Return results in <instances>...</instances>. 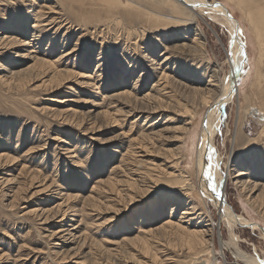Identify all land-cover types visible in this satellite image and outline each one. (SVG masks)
Instances as JSON below:
<instances>
[{
  "label": "rangeland",
  "instance_id": "374dc122",
  "mask_svg": "<svg viewBox=\"0 0 264 264\" xmlns=\"http://www.w3.org/2000/svg\"><path fill=\"white\" fill-rule=\"evenodd\" d=\"M181 1L192 6L187 0H118L116 11L105 0H0V38L27 40L35 14H43L40 25L53 22L44 28L47 31L42 29L45 35L40 32L43 40L36 49L0 39V264H256L248 259L264 260V166L254 173L247 167V160L264 161V92L255 83L257 8L264 6V0H246L243 5L239 0H203L205 7H197L203 18L196 16L193 25L203 35V50H198L199 35L191 24L172 27L149 22L140 9L154 5L162 17L185 21L180 8L186 6ZM114 20L118 26L111 29ZM230 26L237 30L236 36ZM51 37L53 47L46 49ZM163 47L174 52L177 69L165 73L164 86L150 91L160 72L152 75L147 69L149 74L139 82L143 62L129 67L123 57L131 54L136 60V53L148 65L160 57ZM52 49L53 54L42 55ZM64 50L73 53L64 56L60 68L73 71L65 77L69 81L57 88L42 86L43 75L31 78L28 71H18L31 64L34 55L55 60ZM239 55L245 56V63L233 84L236 94L231 91L230 97L219 101L222 95L206 104L202 99L210 86L207 76L218 81L230 76L242 59ZM87 73L92 77H81ZM119 77L126 83L118 90H130V97L121 102L108 98L109 103L105 96L118 88L114 80ZM195 77L200 82H193ZM19 78L24 80L20 83ZM148 91L150 98H142ZM251 109L258 112L251 114ZM236 128L239 143L233 141ZM203 136L211 140L210 148L202 143ZM239 157L246 164L242 171L253 175L246 185L254 183L253 192L235 184ZM164 160L167 166L176 162L193 185L196 211L183 218L185 231L168 226L189 207L182 204L170 217L178 188L162 181L166 170H174ZM204 166L210 182L220 174L226 177L224 203L235 223L221 219L209 199L200 177ZM197 225L206 230L199 233L207 239L205 245H196L188 231Z\"/></svg>",
  "mask_w": 264,
  "mask_h": 264
},
{
  "label": "bare ground",
  "instance_id": "6f19581e",
  "mask_svg": "<svg viewBox=\"0 0 264 264\" xmlns=\"http://www.w3.org/2000/svg\"><path fill=\"white\" fill-rule=\"evenodd\" d=\"M106 2L108 1L109 3H111L112 5L110 6L111 8H116V4H117V2H118V0H105ZM175 1V0H174ZM176 1H178V0H176ZM189 3H192V6H189L188 4H186L187 2H180L181 4L183 3L186 7H184V8H180L179 6H177V8H180L181 9V11L184 13V15H186V20L185 21H182L181 20V18L180 19H178L179 17H176V16H167V15H165L166 17H162L161 16V12H159V10L157 9V7L156 6H154V5H145V7H143V8H140V9H142L144 12V14L146 15V18H147V21H154L155 23H157V24H170L172 27L173 26H177V25H179V23H182V22H184V24H187L188 25V23L189 24H191V30L193 31V33L194 32H196L198 35H199V40H200V42L198 43L199 44V49L198 50H200V49H202V47L204 48V39H203V35L201 34V33H199L198 31H197V27L196 26H194L193 27V25H195L194 23H195V18H196V16H199V17H201V18H203V13L201 14V12H200V9L198 10V6L199 7H205V5H204V2H203V0H187ZM131 2V1H130ZM134 2V1H133ZM245 2H246V0H239V3L241 4V5H243V4H245ZM3 3V2H2ZM141 3V2H140ZM136 4H138V3H136ZM143 4V3H142ZM216 5V7L218 6V4H215ZM214 5V6H215ZM141 6V5H140ZM196 6V8L194 9V7ZM116 11H117V8L115 9ZM257 11H259V13H260V16H259V24H260V26H258L257 27V31H256V36H257V45H258V55H257V59H256V62H257V73H256V76H255V83H256V89L257 90H259V91H263L264 92V85H263V83H264V72H262V70H261V67L262 66H264V6H261L260 7V9L259 8H257ZM166 12V11H165ZM169 12V11H168ZM202 12H203V9H202ZM224 14L226 15V11H224ZM43 14H35L32 18V23L34 22V24L31 26V32H30V36L28 37V39L26 40V38L24 39V38H22V39H19V38H10L9 36V38L8 37H4V38H0V39H2V43H3V41L4 42H6L7 43V41L9 42V43H19V44H17V45H22V46H26L27 48H29L30 49V47H32L33 49H36L35 47H36V45H38V47H40V44H41V42H42V40L41 39H39V37L41 38V36H43V35H41V33L40 32H42L43 33V31H42V29H44V28H47L48 27V25L49 24H51V22H52V19L50 20L49 19V21H47V22H49L48 24L46 23V24H44V25H40L39 23L42 21L41 19H40V17L42 16ZM164 15V14H163ZM227 16V15H226ZM228 17V16H227ZM248 18H250V17H248ZM115 20L116 21H118L117 20V18H115ZM114 20V21H115ZM221 20V19H220ZM116 21L115 22H113V24H112V26H111V24H108V26H111L110 28L111 29H113L114 28V26H118L117 24L118 23H116ZM120 21V20H119ZM223 21V20H222ZM43 22H44V20H43ZM231 22H232V20H231ZM21 22H19V24H20ZM22 23L23 24H25V21L23 22L22 21ZM21 23V24H22ZM22 24V25H23ZM37 24H39V25H37ZM52 24H53V22H52ZM228 24V23H227ZM234 25V24H233ZM54 26V25H53ZM236 26H237V24H236ZM226 27H228V25L226 26ZM84 28V27H83ZM179 28V27H178ZM57 29V28H56ZM85 29V28H84ZM83 29V30H84ZM230 31L232 32V30H234V34H235V36H236V31L237 30H235V29H233L232 28V26H230ZM50 30H51V28H50ZM212 30V29H211ZM44 31H47V29L45 30L44 29ZM213 31V30H212ZM22 32H25L24 30H22L21 31V33L20 34H22ZM127 32H128V36H130V33H129V31H126V34H127ZM36 33H40V34H36ZM44 34V33H43ZM45 34H46V32H45ZM44 34V35H45ZM48 34V33H47ZM119 34V33H118ZM196 34V35H197ZM41 35V36H40ZM2 36H3V34H2ZM158 38V37H157ZM52 40H54V37H51V40L49 41V43H48V46L46 47V49H51V47H53L52 46V44H53V41ZM192 40V39H191ZM198 40V41H199ZM119 42V41H118ZM2 43H0V44H2ZM116 44V43H115ZM178 45V44H177ZM243 45V44H242ZM11 46V45H10ZM103 46V45H102ZM14 48H15V46H13ZM17 47V46H16ZM174 47V46H173ZM244 47V46H243ZM125 48V47H124ZM194 48V50H195V47H193ZM193 48H192V50H193ZM198 48V47H197ZM188 49L190 50L191 49V46H188ZM187 48H185V51L186 50H188ZM154 50H156V48L154 49ZM203 50V49H202ZM52 51H54V49H52V50H50L49 51V53H44V54H42V55H48V54H51L52 53ZM66 50H64V51H62V53H61V55H60V59H56L55 58V60H52V58H49V57H40V58H38L37 57V55L35 56H32V63L31 64H29V65H27V66H25V67H23V68H20V69H18V71H25L26 73H28L29 72V75L31 76V78H35V77H37V76H40V75H43V77L42 78H40L39 80H41L42 81V86H45L47 89H51V88H57V87H59L62 83H63V81L65 80V77L67 78V76H70L69 75V72L71 73V71H73V70H71L70 71V69H65L64 70V68L63 69H61L60 67L61 66H63V58H64V56L66 57L67 55H69L70 53H73L72 51L73 50H69V51H67V52H65ZM124 52V51H123ZM133 52V51H132ZM152 52H153V50H152ZM36 53V52H35ZM53 54V53H52ZM125 54H126V52H125ZM174 52H172V53H170V52H168L167 50H166V47H163V49L161 50V52L158 54L160 57L159 58H157V60H154V62H153V60H149L150 61V63L148 64V65H146V64H144V59H143V57L140 59V60H138V56H139V54H136L135 53V55H137V57H136V60L135 59H133V58H131L130 57V55L129 56H124L123 57V59H124V61L125 62H127L126 61V59L127 60H129L128 62H129V67H130V65H131V67H138L139 65L138 64H140V61H142L143 63L141 64V66L143 65V69H142V74H141V76H139V79L140 80H138L139 82H142V78L141 77H144L143 75H148L149 74V71H151V73H152V75H157V73H159L160 72V75H159V77H158V79L156 80V83H153V85H152V87H151V89H150V91H153L154 90V88L155 87H157V86H161V85H165V84H163L164 83V77L166 76L165 75V73L168 71H175L176 69H177V63H176V59H175V57H174ZM244 54V53H243ZM240 56V55H239ZM98 57H100V56H98ZM98 57H97V59H98ZM122 57V56H121ZM241 57V56H240ZM245 56H243L242 55V59H240V61H239V64H237L236 65V67H234L231 71V75L230 76H226V77H224V79L223 80H221V81H218V79L217 78H214V76H207V78H208V83H207V86H209L208 88H206L205 90L207 91L206 92V96H204L203 97V101L207 104V103H209V102H216L217 100H219V98L223 95V97L219 100V101H221L224 97H226V96H229L230 97V92L232 91V92H234V94H236V91H237V86L235 87V86H233V84H235L236 83V79L238 78L237 77V75H239L240 74V72L242 71V67H243V65H242V63H245V59H243ZM101 58V57H100ZM129 58V59H128ZM154 59V58H153ZM132 62H133V64H132ZM173 63V65H171ZM107 64V63H106ZM99 65H102V64H97L96 66H95V69H97V70H99V69H101V67L99 66ZM107 65H109V64H107ZM138 65V66H137ZM170 66H172V67H170ZM180 67V66H179ZM173 68V70H171ZM120 68L119 67H117V66H115V70H119ZM138 69V68H137ZM147 69H149V71L147 70ZM17 71V70H16ZM28 71V72H27ZM183 71V70H182ZM124 72V71H123ZM51 73V74H50ZM125 74H124V76L126 77V75H127V71L125 70V72H124ZM133 73H134V71H133ZM14 74V73H13ZM15 74H18V73H15ZM73 74V73H72ZM25 75V74H24ZM75 75H78V74H75ZM86 76H81V77H84V78H90V77H92L91 76V74H85ZM74 76V75H73ZM80 76V75H79ZM76 77V76H75ZM151 77V76H150ZM200 77V76H199ZM38 78V77H37ZM70 78H72V77H70ZM170 78V77H169ZM27 79V78H26ZM29 79V78H28ZM69 79V78H68ZM149 79V78H148ZM201 79V78H200ZM200 79L198 80V79H196V77L193 79V82H200ZM24 80V78H19V82L21 83L22 81ZM89 80V79H88ZM100 80V79H99ZM143 80H144V78H143ZM147 80V79H146ZM145 80V81H146ZM168 80V79H167ZM171 80V82L170 83H172V79H169L168 80V82H166V83H169V81ZM174 80V79H173ZM34 81V80H33ZM37 81V80H36ZM65 81H69V80H65ZM80 81V80H79ZM97 81V80H96ZM101 81V80H100ZM114 82H115V84H114V86H118V88L117 89H115V87H114V89H115V91L112 93V94H110L109 96L107 95V96H105V97H107V101H108V98H110V100H116V101H119V102H121V101H126L127 99L126 98H129L130 97V93H131V91L130 90H122V91H119L118 89H119V87H121L123 84H125L126 82H125V79H124V77H122V78H117V79H115L114 80ZM93 85H95V82H93L92 83ZM136 82H134V84H133V89H134V86L136 87ZM125 86V85H124ZM123 86V87H124ZM139 86H140V83H139V85L137 86L138 88H139ZM212 86H214V87H212ZM93 88V87H92ZM96 88V87H95ZM122 88V87H121ZM127 88H129V87H127ZM131 88V87H130ZM138 88H137V91H138ZM60 89V88H59ZM112 89V88H111ZM136 89V88H135ZM197 89V88H196ZM56 90V89H55ZM93 90H95V89H93ZM116 90H118V91H116ZM132 90V89H131ZM137 91H135V92H137ZM150 91H148L147 93H145L143 96H142V98H150V97H148V95H150ZM95 92V91H94ZM99 92V91H98ZM204 95H205V92L203 93ZM99 95V94H98ZM102 98H103V96H102ZM123 99H125V100H123ZM104 100H106V99H104ZM109 100V101H110ZM140 100V99H139ZM108 101V102H109ZM111 101V102H112ZM150 101V100H149ZM154 101V100H153ZM103 102V101H102ZM114 102V101H113ZM112 102V103H113ZM118 102V103H119ZM107 103V102H106ZM110 103V102H109ZM115 104V103H114ZM154 104V103H153ZM108 105H111V104H107V106ZM145 105V104H144ZM147 106H150V105H147ZM154 106V105H153ZM156 106V105H155ZM161 106V105H160ZM152 107V106H151ZM113 108L111 107V110H112ZM109 110V109H108ZM119 110V109H118ZM140 110V109H139ZM148 110V109H147ZM146 110V108H145V111H147ZM151 110H153V109H151ZM254 109H251L250 110V112H251V114H253V113H257L258 111L256 110V112H254L253 111ZM144 111V112H145ZM159 110H155V112H158ZM160 111H162V110H160ZM154 112V113H155ZM116 114V113H115ZM117 115V114H116ZM76 117V116H75ZM65 118V117H64ZM188 123V122H187ZM206 123V122H205ZM207 124V123H206ZM176 127V126H175ZM166 129H169V128H166ZM239 131H240V129H239ZM238 131V128H236V130L234 131V136H233V138H234V142L236 141V143H239V140H240V132ZM208 132L210 133L211 131H209L208 130ZM202 134V133H201ZM160 135V134H159ZM158 140V139H157ZM202 143H204V145H205V148L207 149V148H210L211 147V140H209V138L208 137H202ZM173 141V140H172ZM32 152V151H31ZM209 153H210V149H209ZM168 157V156H167ZM1 159V158H0ZM165 159V158H164ZM239 160V162H237V166L238 167H234V168H236V170H235V175L233 176V179L235 180V184L237 185V186H239L241 189H244L245 190V188H247L248 189V191H251V192H253V191H255V189H254V186H255V184L253 183V184H251L252 186H250V185H248V186H246L247 185V183L249 182V180L250 179H248V178H252V176L251 175H249L248 174V171L247 172H243L242 171V169H243V167H245L246 166V164L245 165H243V161L241 160V158L239 157L238 158ZM165 162H163V163H165L166 164V160H164ZM248 161V163H247V167L249 166H251L252 168H253V171L251 172V173H254V172H256V171H258L262 166H264V161H262V159H250V160H247ZM2 163V162H1ZM215 165H216V163H214ZM164 165V164H163ZM175 165V167H177L178 168V166H177V163L176 162H173V164L170 166V165H168L167 166V164H166V166L167 167H171V170H172V168L174 169V170H172V171H169V172H167V170L165 171L166 172V175L164 176V178H161L162 179V181L164 182V184H166L167 186H169V185H174L176 188H178V191L176 192V196H174V198L176 199V203L173 205V206H171V207H169V209H170V217L172 216V214L173 213H175V211L176 212H178V208H180V206L182 205V204H184V203H186V206H188L189 208H187L186 210H184V212H182L181 213V216H180V218H179V220L177 221V222H171V223H169L168 224V226H169V229L170 228H181V229H183V231H185V227H183V225L181 224V222H187V221H183V218H185V215H189L190 216V214L192 213V211L194 210V211H196V205L194 204V202H193V200H192V190H193V185H191V183L189 184V180L188 179H185L184 178V175L182 174V171L178 168L177 169V171L179 172L178 173V175L177 174H174L175 173V171H176V169L173 167ZM217 165H218V163H217ZM164 168H166V167H164ZM163 168V169H164ZM209 168V167H208ZM214 168V167H213ZM203 172H201V175H200V177L201 178H203L204 180H205V182H206V184H207V187H208V194H209V199L210 200H212L214 203V205L216 206V208L218 209V211H219V214H220V217H221V219H227L228 221H229V223L231 222V224H233V223H235V222H233V216H232V213L227 209V207H226V205H225V203H224V194H223V191H224V184H225V181H226V177L223 175H221L220 174V178L218 179V180H216V181H213V182H210V180L208 179V175H210L209 174V170L207 169V167L206 166H204L203 167ZM219 170V169H218ZM163 172H164V170H163ZM162 172V173H163ZM245 173H246V175H247V178L244 180V179H242V177L245 175ZM138 174V173H137ZM148 174V173H147ZM147 174L145 175V176H147ZM206 174H208V175H206ZM224 174V173H223ZM144 175V174H143ZM140 176V175H139ZM148 177H150L149 178V181L150 182H152V180H151V176H150V174H149V176ZM147 177V178H148ZM155 177H156V175H155ZM154 177V178H155ZM160 177V176H159ZM143 178V177H142ZM154 178H152V179H154ZM253 179V178H252ZM4 181V180H3ZM204 182V181H203ZM153 183H154V181H153ZM251 183V182H250ZM138 184V183H137ZM136 184V185H137ZM165 185V186H166ZM205 185V184H204ZM209 185H214V187H215V190L213 191V188L212 187H210ZM260 186V185H259ZM256 187V186H255ZM7 189V188H6ZM242 191V190H241ZM259 192V191H258ZM261 193V192H260ZM204 196V195H203ZM252 196V195H251ZM263 196V195H262ZM247 198H249V197H247ZM257 198H259V197H257ZM253 200H254V198H253ZM249 201H251V200H249ZM262 202V201H261ZM256 204V203H255ZM191 209V210H190ZM146 210V209H145ZM65 211L66 210H64V212H62V217L64 218V216H65ZM262 212V211H261ZM264 213V212H263ZM199 214V213H198ZM263 215V214H262ZM196 216H198V215H196ZM192 217V216H191ZM187 218V217H186ZM169 219V218H168ZM196 219V218H195ZM200 219V218H199ZM225 219V220H226ZM64 220V219H63ZM190 220V219H189ZM193 220V219H192ZM197 220V219H196ZM235 220V219H234ZM72 221V220H71ZM195 221V220H194ZM169 222V221H168ZM166 223V222H165ZM195 223V222H194ZM167 224V223H166ZM188 224H190V222L188 223ZM192 224V223H191ZM195 224H197V222L195 223ZM193 225V224H192ZM200 225H201V223H200ZM207 225H209V224H207ZM201 228V226H196L195 228L196 229H193V230H189L188 229V231H190V233H193V237L194 238H196V241H195V243H196V245H205V243H206V241H207V239H204V237L203 236H201V235H199V233H201V234H203V232L205 231L206 232V230H204V228L203 229H198V228ZM73 229H75V228H73ZM187 231V232H188ZM181 232V231H180ZM205 235V234H204ZM197 236H199V238L197 239ZM262 237L264 238V231H263V234H262ZM143 239V238H142ZM195 240V239H194ZM234 242V241H233ZM235 243V242H234ZM146 248V247H145ZM193 248H195V247H193ZM196 249V248H195ZM207 249V248H206ZM191 250V249H190ZM240 255V254H239ZM243 255H244V253H243ZM247 256V255H246ZM253 256V255H252ZM251 256H249L248 255V257H246V258H250ZM256 257V256H255ZM254 257V258H255ZM258 258V257H257ZM258 260V259H257ZM248 261H250L251 263H256V264H264V260H259V261H253V259H248ZM193 264H198V262H196V261H194V262H192Z\"/></svg>",
  "mask_w": 264,
  "mask_h": 264
},
{
  "label": "snow or ice",
  "instance_id": "6c2138e0",
  "mask_svg": "<svg viewBox=\"0 0 264 264\" xmlns=\"http://www.w3.org/2000/svg\"><path fill=\"white\" fill-rule=\"evenodd\" d=\"M206 175H208V174H206ZM208 179L211 180V176L210 175H208ZM209 186L213 188V191L215 190L214 185H209Z\"/></svg>",
  "mask_w": 264,
  "mask_h": 264
},
{
  "label": "water",
  "instance_id": "95a60500",
  "mask_svg": "<svg viewBox=\"0 0 264 264\" xmlns=\"http://www.w3.org/2000/svg\"><path fill=\"white\" fill-rule=\"evenodd\" d=\"M226 15H227L228 17L232 18L231 14H229L227 11H226ZM253 111L256 112L255 109H254Z\"/></svg>",
  "mask_w": 264,
  "mask_h": 264
}]
</instances>
